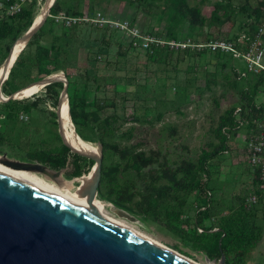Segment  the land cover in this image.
<instances>
[{
  "label": "trees",
  "instance_id": "trees-1",
  "mask_svg": "<svg viewBox=\"0 0 264 264\" xmlns=\"http://www.w3.org/2000/svg\"><path fill=\"white\" fill-rule=\"evenodd\" d=\"M86 1L111 0H55L49 11L50 16L19 52L7 79L2 86L0 84L1 93L9 95L53 72L63 71L68 80L66 136L69 137V123L72 121L81 139L101 144V177L96 198L139 215L143 221L152 219L164 224L178 223L180 234L188 238L194 250L203 252L209 260H218L223 254L225 264H247L264 234V187H261L264 179H261V165L252 169L248 155L244 154L249 183L230 197L223 194L215 197L222 185L211 177V167L218 164L222 154L243 155L241 149L248 136L259 132L257 123L264 113V99H259V95L264 93V71H248L244 61H241L243 68L240 66L233 51L209 47L215 54L219 76L204 71V83L198 85V77L189 74L183 81L174 83L172 100H167L164 93L150 94L155 102V116L149 121L151 125L154 121L162 120L166 110L180 113V108L190 102L192 94L202 100L204 94L209 92L213 94L210 97L209 138L196 156H190V149L182 142L169 152L168 146L163 147L161 139L169 142V145L171 140L177 141L179 128L176 124L167 123L158 131L160 137L156 147L142 149L139 141H131L137 127L125 125L127 122H146L147 119L143 114L138 116L136 113L121 117L116 111L118 96L124 101L129 93L116 90L113 97L96 95L101 87L108 84L109 77L114 79V84L118 78L115 72L121 69L127 56L123 37L114 29L110 33L108 25H88L87 29H93L95 35L92 39L84 38L81 37L83 21L66 26L65 23L56 22L53 17L58 13L67 17H83ZM112 1L121 2L125 9L134 10L129 24L136 26L143 35L165 41L188 38L194 45L202 44V40L224 41L231 43L233 49L240 53L250 47L264 20V0ZM37 2L0 0V65L15 40L32 24ZM15 3L19 4L18 10L9 12V7ZM207 7L211 8L209 12L206 11ZM155 23H163L162 33L154 27ZM226 23L230 24L231 30L222 33L221 27ZM211 28L216 29L217 35ZM114 32L121 41L117 43L114 61H111L109 50ZM135 41L136 47L144 51L147 61L171 66L173 70L174 64L190 63L206 48L200 50L197 46L175 47L155 42L142 48V40ZM129 44L130 48L135 47L132 41ZM262 47L264 49V36ZM242 72L245 74L241 75ZM217 85L221 92L230 93L231 96L227 98L224 109L214 91ZM62 86V82L56 81L43 88L44 96L32 93L33 99L0 102V113L3 114L0 147L9 148L12 158L37 161L54 170L65 168L70 159L71 169L65 173V178L71 179L88 173L93 160L70 152L63 144L55 111L48 110V127L42 121V124H38V118L32 116L33 110L44 112L39 106L46 99L51 101V106L57 107ZM23 115L28 118L26 121L22 120ZM240 132L245 138L239 143L237 136ZM69 142L84 148H95L90 144H81L72 137ZM178 147L188 153H178ZM250 196L255 197L254 202L249 200ZM191 211L194 212L192 217L189 215ZM206 221H210L208 226L205 225Z\"/></svg>",
  "mask_w": 264,
  "mask_h": 264
},
{
  "label": "water",
  "instance_id": "water-1",
  "mask_svg": "<svg viewBox=\"0 0 264 264\" xmlns=\"http://www.w3.org/2000/svg\"><path fill=\"white\" fill-rule=\"evenodd\" d=\"M54 2L55 0H46L39 19H34L30 27L13 43L2 63L5 71L7 70L2 83L7 79L19 52L50 16L49 11ZM15 46L21 47L13 57ZM56 81L63 83L55 110L61 140L70 152L93 160L87 174L74 177L80 180L74 192L91 202L97 196L101 177V144L98 143V153L94 154L83 151L67 141L61 120L64 101L68 107V80L63 71L57 76L53 72L5 95L0 98V102L20 99L18 96L27 87L37 90ZM0 163L13 169L43 175L57 184L63 182L61 174L64 168L54 170L37 161L7 157L5 153L0 154ZM85 177L88 179H84ZM114 208L119 215L129 217L123 209ZM210 261L213 264H225V257L221 254L218 260ZM0 264L193 263L42 185H28L0 172Z\"/></svg>",
  "mask_w": 264,
  "mask_h": 264
},
{
  "label": "rangeland",
  "instance_id": "rangeland-1",
  "mask_svg": "<svg viewBox=\"0 0 264 264\" xmlns=\"http://www.w3.org/2000/svg\"><path fill=\"white\" fill-rule=\"evenodd\" d=\"M214 0H210L212 2ZM46 0H38L37 12L34 19H37L41 12L43 11V7L45 6ZM92 9V10H91ZM211 8L207 7L206 11L209 12ZM92 11V12H91ZM97 12H100L104 17L116 21L122 20L127 21L129 23L130 17L133 14L134 10L129 8L125 9L123 3L108 1V2H91L86 1L83 7V13L87 17H94ZM92 13V14H91ZM81 23H85L83 26V30L81 32V37L90 38L95 35L93 29H87L88 25H92V27H102L103 25H108L110 27V33L112 30H117L120 36L123 37V42L127 49V56L124 58V63L121 64V69L115 72V75L118 77L116 82H112L113 78H108V84L104 87L100 88L99 92H96V95L99 97H113L116 96L114 91L126 92L129 93V97L126 100H122L119 96L117 98L116 111L121 117H128L133 113H136L138 116L143 114L147 119L146 122H127L125 127L129 125H135L137 127V131L134 134V137L131 141L136 142L139 141L141 143L140 148L149 149L155 148L156 142L160 137L159 129L164 124H176L179 128V134L177 141L171 140L169 142L161 139L162 145L164 148H167L168 151L172 152L174 147L179 142L184 143L190 149V156H196L198 151L200 150L203 143L209 138L207 130L211 124L210 113L212 111V103L210 97L213 94L206 92L203 96V99L197 98L194 94L190 96V102L185 106L181 107L180 113H175L174 110H166L163 114L162 120L154 121L151 125L149 121L154 118L155 112L153 109L154 103L153 99L150 97L153 95H162V93L166 94L167 100H172L174 95L173 85L176 81H183L185 77L189 74H194L197 79L198 85H203V73L204 71L211 72L215 74V76H219L220 69L215 63V54L211 50H209V46L206 43H216L220 42L218 40H202L203 42L201 48H205V52L200 56L192 59L190 63H178L174 64L175 70L171 68V66L166 65H158L153 63L152 61H147L145 57V53L143 50L138 49L136 46L130 48L129 41L130 37L121 32L115 24L104 23L101 26L95 24L91 21H83ZM163 23L158 24L155 23L154 27L157 29L159 33H162ZM136 27V26H133ZM137 28V27H136ZM138 29V28H137ZM212 32L217 35L216 29H212ZM231 30L230 24L226 23L221 27V32L226 33ZM116 32L113 35V44L110 46V60L114 61L116 51H117V43L121 41L120 36ZM215 36V35H214ZM162 38V37H161ZM176 42L181 43H191L193 41L186 38L183 40H178ZM224 42V41H223ZM228 43V42H225ZM43 44V43H42ZM190 48H193L196 45H190ZM187 47V46H185ZM211 48V47H210ZM249 49V48H248ZM247 49V50H248ZM203 51V50H202ZM236 57L239 59V64L243 68L241 61H244V58L239 54H236ZM264 62V59H263ZM2 65V64H1ZM0 65V66H1ZM5 69L0 71V74ZM60 71L55 72V75H59ZM73 75V74H72ZM128 79V80H127ZM129 81V82H128ZM80 87V84H79ZM93 89V88H90ZM214 91L216 96L219 97L221 102V107L224 109L227 105V98H231L230 93H223L219 86L214 87ZM32 93L36 94V96H44L45 90L43 88L35 89L32 91H28L22 93L18 96L20 99L31 98L33 99ZM31 95V96H30ZM5 95L0 91V98H4ZM91 97V96H90ZM229 98V99H230ZM259 99H264V93L259 95ZM51 101L46 99V101L40 104L39 107L43 108L44 112H39L37 110L32 111V116L38 118V124H42L45 127L49 126L50 114L48 110L55 111L56 107L51 106ZM65 112L69 114L67 109L66 101L64 102ZM69 120V117H67ZM26 115H23L22 120H27ZM42 121V122H41ZM3 124V114L0 113V125ZM70 131L68 140L70 137L81 144H90L91 146H95L99 150V146L97 142H89L81 139L75 131V128L72 124V121L69 123ZM1 127V126H0ZM42 127V126H41ZM41 131L42 129L39 128ZM241 133V134H240ZM238 134V141L240 143L243 142L245 135L240 132ZM79 147H83L79 145ZM84 148V147H83ZM176 149V148H175ZM178 153L186 154L187 151L180 150V147L176 149ZM240 152V150H239ZM5 153L7 157H10L11 150L6 147H0V154ZM171 157H175L171 155ZM12 158V157H10ZM218 159V158H217ZM218 164L212 165L211 167V177L218 181L219 184L222 185L221 189H219L218 195L223 194L227 197H230L234 192H238L245 186H248L249 183V174L246 173L245 169L247 168V163L245 161V156L240 153L237 155L231 156V154H222L219 156ZM70 161V159H69ZM67 163L66 167L63 169L61 177L63 178V182L61 184L55 183V181L44 177L43 175H39L49 182H53L59 186L64 187L68 192L73 193L80 180L76 178L67 179L65 178V173L71 169L70 163ZM3 164L0 163V166ZM4 166V165H3ZM87 174V173H86ZM191 200V198L189 199ZM92 206L96 207L100 211L104 212L108 217L113 218L114 220H118L126 225L134 227L139 232L144 235L150 237L151 239L164 244L166 247L182 254L184 257L189 258L200 264H213L203 252H199L194 250L188 242V238L183 237L179 232V224L176 222L173 223H162L155 220H145L143 221L139 215H133L128 213L129 217H125L119 215L115 210V206L104 200H99L95 198L93 202L89 203ZM125 211V210H124ZM126 212V211H125ZM194 214L193 211L189 212L190 217ZM210 221H206L205 225H209ZM191 232V231H189ZM247 264H264V234L262 239L257 244L256 248L252 251L250 259Z\"/></svg>",
  "mask_w": 264,
  "mask_h": 264
},
{
  "label": "built area",
  "instance_id": "built-area-1",
  "mask_svg": "<svg viewBox=\"0 0 264 264\" xmlns=\"http://www.w3.org/2000/svg\"><path fill=\"white\" fill-rule=\"evenodd\" d=\"M19 8V4L15 3L14 5H11L9 7V12L16 11ZM55 21L58 23H65L66 26H69L71 23L77 22V21H91L94 22L97 25H102L104 23H110L115 24L116 27L126 34L128 37H130V40L132 41V44L134 46H138L135 39H141V46L142 48L149 47L150 43H168L170 46L175 47H185L194 45L191 43H181L176 41H165L162 39L154 38L148 34H141V32L136 27H131L130 24L127 21H120V20H110L106 17H104L100 12H97L94 17H87L85 14L83 17H67L62 13H58L57 15L53 16ZM262 36H264V20L262 24L260 25L255 40L250 44V47L248 50H246L243 53L237 52L235 49H233L231 43H225L223 41L216 42V43H206L207 46L211 47L212 49H216L217 47H220L224 50H231L236 55H241L242 58L245 60V65L248 71H254V72H261L264 71V49L262 47ZM205 45V44H204ZM203 44H196L197 47L201 48L204 46ZM245 72H242L241 75H244ZM259 127V132L255 134H250L248 136V140L245 142V146L241 149L243 155H248V160L250 166L253 167L256 165H261V179H264V113L262 116V119L259 120L257 123ZM245 138V137H244ZM242 155V156H243ZM261 187H264V184L261 185ZM249 200L254 202L255 197L250 196Z\"/></svg>",
  "mask_w": 264,
  "mask_h": 264
},
{
  "label": "bare ground",
  "instance_id": "bare-ground-1",
  "mask_svg": "<svg viewBox=\"0 0 264 264\" xmlns=\"http://www.w3.org/2000/svg\"><path fill=\"white\" fill-rule=\"evenodd\" d=\"M39 17L37 19H39ZM20 47L21 46H19L17 48H14L13 57L17 54V51L20 49ZM11 62H12V60H11ZM2 69H4L3 65L0 66V71ZM6 73H7V70L6 71L4 70L0 74V84L2 83V79L5 78ZM32 90H35V88L34 87H27L26 89H24L21 92V94L22 93H25V92H28V91H32ZM67 109H68V107H67ZM61 120H62V124H63V127H64V134H65V137L67 139V136H66L65 106H64V103H63ZM67 141L69 142L68 139H67ZM72 145L75 146V147H77V148H79V149H82L83 151L91 152V153H94V154L98 153V148L97 147H95V148H83V147H79V146L74 145V144H72ZM3 165L0 166V172L1 173L6 174V175H8L10 177H13V178H15V179H17V180H19V181H21L23 183L28 184V185H32V186H40V185H42V186H44V187H46V188H48V189L56 192L57 194H59L60 196H62L64 198H67L69 200H72L74 202H77V203H79L81 205H84V206H86V207H88V208H90V209H92V210L100 213L101 215H103V216H105V217L113 220L114 222H116V223H118V224H120V225L128 228L129 230L135 232L136 234H138V235H140V236H142V237H144V238H146V239H148V240H150L152 242L157 243L158 245H160L164 249H167L168 251H171L172 253H174V254H176V255H178V256L186 259L187 261H189V262H191L193 264H200V263H197V262H195V261H193V260H191L189 258L184 257L182 254H179L178 252L170 249L169 247H166L164 244H162L160 242H157V241L151 239L150 237H148V236L144 235L143 233L139 232L138 230H136L134 227L129 226V225H126V224H124V223H122V222H120L118 220H114L113 218L108 217L104 212L100 211L96 207H94L91 204H89V203L93 202L94 199L91 202H89L85 197H81V196L77 195L75 192L70 193L64 187L59 186V185H57V184H55L53 182H49V181L45 180L44 178L40 177L39 175H37L36 173L29 172V171H25V170H17V169L10 168V167H8L6 165H4V166ZM84 179H88V177H85Z\"/></svg>",
  "mask_w": 264,
  "mask_h": 264
}]
</instances>
